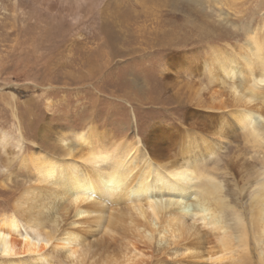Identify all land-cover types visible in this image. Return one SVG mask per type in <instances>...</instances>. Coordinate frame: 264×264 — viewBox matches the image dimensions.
Segmentation results:
<instances>
[{"label":"rangeland","instance_id":"374dc122","mask_svg":"<svg viewBox=\"0 0 264 264\" xmlns=\"http://www.w3.org/2000/svg\"><path fill=\"white\" fill-rule=\"evenodd\" d=\"M15 3L27 24L36 18L27 1L0 0V132L23 139L19 158L0 175V215L13 212L20 195L37 186L30 163L23 165V159L51 154L59 138L74 146V135L91 128L106 143L139 139L141 155L158 165L187 160L182 152L190 142L192 151L201 153L199 173L219 187L224 224L236 234L233 219L239 215L248 227L251 259L241 264H262L249 219L254 188L264 178V149L253 150L245 142L234 119L239 107L230 88L253 84L260 99L250 107L264 110V83L248 76L228 80L216 65L208 66L214 50L239 57L248 36L264 39V0H89L81 7L84 20L75 27L39 17L38 29L28 35L33 41L20 47L1 42V28L19 11ZM44 29L56 32L52 43L41 39ZM115 33L130 42H115ZM97 35L112 43L101 46ZM222 129L227 137L219 140ZM203 141L216 148L212 156L203 155ZM2 156L0 166L7 165ZM26 202L18 214L22 223ZM65 215L57 222L58 231L73 228L71 207ZM169 245L137 244L141 255L130 256L126 264H173L181 252ZM13 260L27 263L29 257Z\"/></svg>","mask_w":264,"mask_h":264},{"label":"bare ground","instance_id":"6f19581e","mask_svg":"<svg viewBox=\"0 0 264 264\" xmlns=\"http://www.w3.org/2000/svg\"><path fill=\"white\" fill-rule=\"evenodd\" d=\"M25 1L34 9V24L25 22L22 8L15 3L19 11L1 28V42L18 47L29 42L33 38L28 35L40 25L36 21L39 17L45 16L55 23L58 20L74 23L75 27V23L84 20L81 7L89 0ZM41 35L39 38L48 42L57 36L55 31L46 29ZM115 39V42L124 41L118 33ZM248 39L239 57L228 58L214 50L208 68L216 65L228 80L240 82L239 78L248 76L258 77L264 83V39L259 41L255 35ZM96 40L105 47L107 42L112 43L110 38L99 35ZM240 84L230 88L239 107L234 114L235 122L245 142L253 150H263L264 110L250 107L260 95L253 84ZM44 133L42 128L40 135L43 137ZM226 134L222 129L218 139L224 140ZM106 139L89 128L74 135V146L59 138L52 144L51 154L23 159V165L30 163L37 186L20 195L13 212L0 215V264H126L134 254H140L136 253L140 243L147 248L151 243L158 247L165 243L173 245L181 252L180 259L173 264H241L251 259L248 227L236 215L233 219L236 234H233L222 221L225 206L219 198V187L212 178L199 173L197 160L201 153L192 151L195 146L191 147L189 142L182 152L189 156L187 160L158 165L141 155L139 139L133 143H106ZM22 140L20 136L13 138L0 132V160L3 155L7 163L0 166V175L6 174L10 162L19 158ZM48 142L44 140L46 146ZM202 145L205 157L215 153L213 145L205 141ZM255 187L249 226L261 254L259 262L264 264V178ZM25 200L30 203L22 223L18 214L23 213ZM68 207L72 211L69 226L73 228L58 231L57 222L66 216ZM111 247L118 251L109 252ZM49 250L51 256L46 254ZM21 256L29 257L28 262L12 261Z\"/></svg>","mask_w":264,"mask_h":264}]
</instances>
